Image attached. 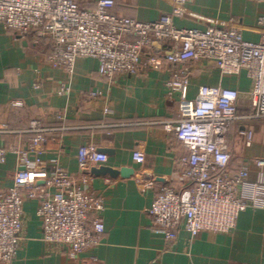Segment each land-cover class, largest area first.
Wrapping results in <instances>:
<instances>
[{
	"label": "crops",
	"instance_id": "obj_1",
	"mask_svg": "<svg viewBox=\"0 0 264 264\" xmlns=\"http://www.w3.org/2000/svg\"><path fill=\"white\" fill-rule=\"evenodd\" d=\"M81 7L93 9L96 0H81ZM171 10L172 0H116L114 8L122 17L141 21L158 20ZM261 17L264 2L188 0L184 14L174 23L178 28L202 30L214 25L236 28L242 30L244 39L258 42L264 33L258 27ZM49 52L50 41L34 35L21 38L0 26V122L15 131L27 130L33 120L58 128L49 133V143L39 155L43 162L40 170L50 173L59 164L74 177L85 178L89 191L103 198L106 232L98 247L72 260L68 247L44 241L38 202L28 200L20 249L13 264H264V192L256 193L257 205L242 212L236 228L228 234L203 232L192 238L182 228L177 240L168 242L148 214L163 187L181 186L175 172L187 151L174 133L165 129L167 122L180 116L179 97L168 96L167 83L175 69L191 64H171L161 55L158 68L142 66L135 75H118L111 84L99 74L97 60L80 58L69 74L49 65ZM191 67V98L202 85L237 89L239 114H248L252 84L246 72L222 76L213 62L204 60ZM64 86L69 93H61ZM90 91H100L102 96L89 98ZM14 102L21 106H14ZM106 107L111 113H105ZM58 116H64L63 120ZM249 129L253 131L252 144L246 146L243 132ZM30 141L27 133L1 139L5 148H26ZM92 144L99 150L113 151L107 166L131 168L135 174L113 179L94 176L91 168L82 170L79 150ZM230 149L233 167L248 163L249 181L256 183L262 171L255 162L264 160V120L237 123ZM136 150L145 153L144 164L134 160ZM18 168V156L10 152L6 163L0 164V191L13 186L11 174Z\"/></svg>",
	"mask_w": 264,
	"mask_h": 264
},
{
	"label": "built area",
	"instance_id": "obj_2",
	"mask_svg": "<svg viewBox=\"0 0 264 264\" xmlns=\"http://www.w3.org/2000/svg\"><path fill=\"white\" fill-rule=\"evenodd\" d=\"M187 2L172 0L170 13L155 21H141L116 14V0H96L93 9H83L81 0H0V26L21 38L34 35L50 41L47 62L69 74L78 59L92 58L99 63V74L112 84L118 75H135L142 66L158 68L161 55L171 64L190 67L202 60L213 62L222 76L246 72L252 84V103L245 115L238 111L237 89L202 85L191 98L190 67L175 69L167 83L168 96L179 97L180 116L167 122L165 129L174 133L187 155L178 160L175 172L180 188L163 187L148 214L168 242L176 241L182 228L192 238L203 232L231 233L240 214L257 205L256 193L264 192V160L255 162L262 172L251 184L250 165L234 168L230 149L237 123L264 120V33L260 41L253 42L236 28H178L174 19L184 14ZM258 27L264 30V17ZM61 93H69V88L64 86ZM87 96L98 98L102 93L90 91ZM105 113L111 109L106 107ZM57 129L33 120L27 130L15 131L0 122V164L6 163L10 152L19 161V168L11 174L13 186L0 191V264L16 260L28 200L38 202L44 241L68 247L70 259H79L102 242L106 232L103 198L89 191L85 178L74 177L59 164L50 173L40 170L39 155L49 143V133ZM19 133L31 135L26 148L2 145V136ZM243 135L246 146H251L253 131ZM133 158L138 164L146 161L142 150H136ZM78 161L86 170L106 165L109 156L92 144L79 150Z\"/></svg>",
	"mask_w": 264,
	"mask_h": 264
},
{
	"label": "water",
	"instance_id": "obj_3",
	"mask_svg": "<svg viewBox=\"0 0 264 264\" xmlns=\"http://www.w3.org/2000/svg\"><path fill=\"white\" fill-rule=\"evenodd\" d=\"M99 152L105 153L109 156L113 155V151L109 149H101L99 150ZM90 173L97 177L109 176L110 178L116 179L118 177L130 178L135 174V171L131 168L126 167L115 169L111 166L101 165L99 167H92Z\"/></svg>",
	"mask_w": 264,
	"mask_h": 264
},
{
	"label": "trees",
	"instance_id": "obj_4",
	"mask_svg": "<svg viewBox=\"0 0 264 264\" xmlns=\"http://www.w3.org/2000/svg\"><path fill=\"white\" fill-rule=\"evenodd\" d=\"M52 46V45H51Z\"/></svg>",
	"mask_w": 264,
	"mask_h": 264
}]
</instances>
